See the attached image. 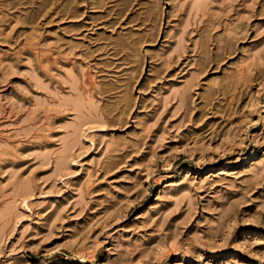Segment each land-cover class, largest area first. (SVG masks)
Instances as JSON below:
<instances>
[{
  "label": "rangeland",
  "instance_id": "374dc122",
  "mask_svg": "<svg viewBox=\"0 0 264 264\" xmlns=\"http://www.w3.org/2000/svg\"><path fill=\"white\" fill-rule=\"evenodd\" d=\"M0 264H264V0H0Z\"/></svg>",
  "mask_w": 264,
  "mask_h": 264
}]
</instances>
